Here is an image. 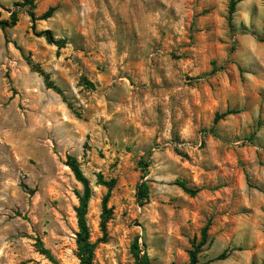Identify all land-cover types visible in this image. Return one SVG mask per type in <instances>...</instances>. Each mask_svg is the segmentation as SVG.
Here are the masks:
<instances>
[{
	"label": "clouds",
	"instance_id": "1",
	"mask_svg": "<svg viewBox=\"0 0 264 264\" xmlns=\"http://www.w3.org/2000/svg\"><path fill=\"white\" fill-rule=\"evenodd\" d=\"M2 21L0 68L6 32L36 71L0 93V264H264V0H0Z\"/></svg>",
	"mask_w": 264,
	"mask_h": 264
},
{
	"label": "rangeland",
	"instance_id": "2",
	"mask_svg": "<svg viewBox=\"0 0 264 264\" xmlns=\"http://www.w3.org/2000/svg\"><path fill=\"white\" fill-rule=\"evenodd\" d=\"M29 15H31V14L29 13ZM17 23H18V21H17ZM0 30H2V28H0ZM33 34L35 35V32H33ZM4 37H5V40H4L5 49H7L8 44L11 43V48L14 49L16 53H19V56L16 57V58L12 57L11 55L8 56V59L12 60L13 63H12V65H7L6 66L7 69H8L7 71H3V69L0 68V72H2V76H0V93H2L4 82L6 81L7 84L9 85V91L12 93V96H15L16 95V90H15L14 87H11V85L13 84V73L17 72V71L19 72V74H23L25 71L34 72V71H36V68L33 66V63H32V61L30 59L31 55L33 54L32 50H29V53L26 56L25 52H24V49L22 47L18 46L16 41H14V40L10 41L7 38V33L6 32L4 33ZM37 38H39V37H37ZM37 51H40L39 46H37ZM56 55H57V57H59V52H57ZM65 70L68 71L69 73L71 71L70 69H65ZM43 79H44V82L47 84V78L43 77ZM180 158L181 159H185L183 157H180ZM189 163H190V161H187L185 159V164L187 165ZM50 191L55 193L57 191V189L56 188H51ZM74 195H76V194L74 193ZM77 198H78V196H77ZM73 211L76 213L75 209H73ZM17 215H19V213H17ZM76 222L78 223L77 214H76ZM101 230H103L102 227H101ZM101 243L103 245L110 246L106 239L102 240ZM36 245H37V251H39V254L45 255V254H43L40 251V246L37 244V242H36ZM13 264H14V262H13ZM21 264H23V262H21ZM67 264H71V261H68Z\"/></svg>",
	"mask_w": 264,
	"mask_h": 264
},
{
	"label": "trees",
	"instance_id": "3",
	"mask_svg": "<svg viewBox=\"0 0 264 264\" xmlns=\"http://www.w3.org/2000/svg\"><path fill=\"white\" fill-rule=\"evenodd\" d=\"M17 21L18 20L14 17L13 18V24H12V26H14L17 23ZM8 26L9 25H8L7 21L0 22V28H2V29L7 28ZM46 39H47V37H46ZM49 43H51L50 40H49ZM68 166L71 167V165H68ZM71 170L73 171L74 175H76L77 179H80V174H79L78 170L75 167H72ZM104 204H105V207H106V201L104 202ZM76 214H77V219H78V223H79V215H80L79 214V211L76 210ZM103 215L104 216H107L108 213L107 212H104ZM37 244L40 246V249H41L42 246L39 244V241L38 240H37ZM41 252L46 255L45 252H43V251H41Z\"/></svg>",
	"mask_w": 264,
	"mask_h": 264
}]
</instances>
